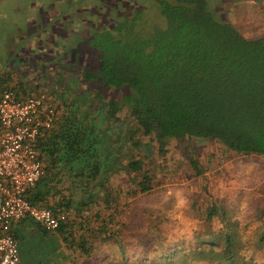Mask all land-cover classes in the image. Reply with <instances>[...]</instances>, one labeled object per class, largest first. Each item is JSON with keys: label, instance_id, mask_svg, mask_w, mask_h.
Masks as SVG:
<instances>
[{"label": "trees", "instance_id": "16d2710c", "mask_svg": "<svg viewBox=\"0 0 264 264\" xmlns=\"http://www.w3.org/2000/svg\"><path fill=\"white\" fill-rule=\"evenodd\" d=\"M106 1V8L97 9L93 17H81L78 25L68 17H61L60 23L56 18L61 13L54 14L50 21L57 23L50 29L54 46L47 52L49 57L56 56L53 65L60 68V74L51 81L49 90L64 95L72 80L76 102L52 101L56 120L41 132L36 145L45 175L26 193L32 204L46 207L54 215L65 214L56 234L68 250H77L84 257L95 251L93 242L116 241L124 247L117 234L125 226L121 207L150 191L161 178L154 174L157 168L161 171L155 159L143 162L138 137L153 146L156 157H165L172 139L217 140L230 152L264 157V35L249 38L225 16L215 19L209 0H154L163 26L146 25L139 16L144 13V5L138 0ZM33 43L22 60L28 57L32 63H26L44 74L43 67H37L39 62L35 64L41 57L36 49L38 40ZM22 68L19 66V72L27 73L28 67ZM9 72L0 74V94L13 89L10 82L14 78ZM22 76L15 82L22 95H15L25 98L31 93L26 95L27 78ZM92 99L95 106L90 109ZM61 105L70 113H58ZM95 111L99 115L94 117ZM103 123L105 132L100 129ZM116 124L120 127L117 138L108 135ZM121 141L128 151L124 159L121 145H116ZM98 157L107 162L106 171ZM63 158L83 164L87 161L80 170L69 169L75 178L85 177L81 187L74 183L60 186L62 177L54 183L45 178L47 171L53 170V162ZM190 165L195 175L203 174L192 156ZM54 170L59 173L61 169ZM117 170L125 173L126 181L122 184L120 180L113 187ZM95 177L97 182L93 183ZM206 217L227 221L226 211H218L215 204ZM23 220L28 219L19 222L24 224ZM39 232L41 236L46 234L40 228ZM260 237L263 241L264 230ZM203 238L209 239L207 250L200 248ZM236 238L234 231H225L222 248L215 250L219 240L207 234L198 237V249L193 252L200 259L208 258L209 264H253L240 257ZM166 249V261L170 255H177L176 249Z\"/></svg>", "mask_w": 264, "mask_h": 264}, {"label": "rangeland", "instance_id": "374dc122", "mask_svg": "<svg viewBox=\"0 0 264 264\" xmlns=\"http://www.w3.org/2000/svg\"><path fill=\"white\" fill-rule=\"evenodd\" d=\"M48 1L0 0V69H7L2 70L1 73L14 71L9 72L14 78L10 85L13 87L12 91L18 95H22V91L15 82L19 81L18 77L24 75L27 78V87H34L32 90L25 87L26 95L45 92L56 104L61 101L76 102L75 84L72 80L64 90V95L52 94L49 90L51 81L60 74V68L53 65L57 61L56 56L49 57L48 55L51 54L47 52L48 47L52 49L54 46L51 44L52 37L49 39V34L50 29L57 22H49L44 26L42 23L40 25L35 23L36 25L32 27L28 22L31 7L39 8V4H47ZM138 1L144 5V13L139 16L146 25H164L154 0ZM62 2L61 9L67 6L71 8V10L68 8L67 15L69 21L75 25H78L81 17H93L97 15V9L106 8L108 4L106 0H63ZM209 7L215 19L220 20L225 16L246 37L255 38L264 35V0H209ZM37 10L39 11L35 9ZM57 20L63 22L61 16ZM29 30L34 31L31 33L33 37L28 33ZM38 30L40 33L36 34ZM6 36L13 38L11 42L9 41L11 44L6 43ZM39 37L42 38L43 43L42 53L39 48ZM35 40H38L36 49L41 53L40 61L36 60L35 64L39 62L37 67L42 66L44 74L40 69L26 63V61L32 63L28 57L26 61L22 60L27 49L35 45L33 43ZM72 48L76 50L74 44ZM31 56L34 58L36 53ZM58 61L63 64L59 58ZM23 62L26 64L23 65ZM19 66L21 70L22 67H28L27 73H20ZM35 80L37 81L34 83ZM77 104L83 106L82 103L77 102ZM94 106L95 100L92 99L90 109ZM68 110L66 106L61 105L58 113L67 115L70 113ZM77 110L79 111L80 108ZM93 115L95 117L99 112L95 111ZM124 128L125 125L122 124L121 129ZM100 129L105 132L104 123L101 124ZM109 130H113L116 137L120 133L117 124ZM138 140L141 141L143 162L149 163L155 159L154 164L161 168V171L157 168L154 174L160 175L161 178L156 180L155 186L150 191L136 195L121 207L125 216L123 218L125 226H122L117 234L121 246L124 247L120 248L116 241L105 244L93 242L95 251L89 257H84L77 250H68L56 234L57 231L46 232L44 236L32 234V236L18 237L19 264H121V262L209 264L208 258L200 259L193 252L198 249V237L207 234L216 237L219 241L214 249L219 250L223 246L222 237L227 230L234 231L237 236V252L242 259L253 264H264V240L262 241L260 237L264 230V157L230 152L217 140L172 139L168 142L169 149L163 158L155 156L153 146L147 144L142 136L138 137ZM121 147L124 159L128 151L122 144ZM190 156L203 169L201 176L195 175L192 170ZM114 173L113 187L116 183H120V180L122 184L126 181L125 173L119 170ZM62 185L64 183L60 186ZM181 199L187 201L186 206H178ZM212 204L216 205L218 211H221V208L226 211L227 221H223L221 217L212 219L206 217ZM78 235L80 230L76 233V236ZM167 247L177 251V255H170L168 261L164 256L169 255ZM208 247L209 239L203 238V245L200 248L207 250Z\"/></svg>", "mask_w": 264, "mask_h": 264}, {"label": "built area", "instance_id": "2783aa9c", "mask_svg": "<svg viewBox=\"0 0 264 264\" xmlns=\"http://www.w3.org/2000/svg\"><path fill=\"white\" fill-rule=\"evenodd\" d=\"M56 117V106L45 92L25 98L12 90L0 94V264L20 262L19 241L12 233L15 223L29 219L43 231L54 232L65 220V214L54 215L26 198L45 175L38 137Z\"/></svg>", "mask_w": 264, "mask_h": 264}, {"label": "crops", "instance_id": "0c3cea01", "mask_svg": "<svg viewBox=\"0 0 264 264\" xmlns=\"http://www.w3.org/2000/svg\"><path fill=\"white\" fill-rule=\"evenodd\" d=\"M63 0H56V3H51V1H48L47 4H43V5H40L39 4V8H36L35 6V9H39V11H35V9H33L34 7H31V14L30 16H28L29 20L28 22H30V27H32V25H36V24H41L44 26L45 24L49 23L52 18L58 14V13H61V17H68L67 13H69V10H68V7L66 8H62V2ZM62 3V4H61ZM70 8V7H69ZM61 9V10H60ZM55 14V15H54ZM58 18V17H57ZM56 18V19H57ZM33 23V24H32ZM36 23V24H35ZM39 28H41V26H39ZM6 32V31H5ZM30 35L31 33H34L33 30H29L28 32ZM39 34V33H38ZM33 37V35H31ZM6 39H7V42L6 43H9L11 44V40L13 39L12 37H8L6 36ZM10 41V42H9ZM7 46V44H6ZM9 49V47H8ZM5 68V67H4ZM2 70H7V69H0V74H1V71ZM28 88V87H27ZM108 133V132H107ZM114 135V132L113 130H110V132L108 133V135ZM115 136V135H114ZM118 137V135H117ZM115 137V138H117ZM104 141L105 138H104ZM120 145L122 144L121 142H118ZM60 156V155H59ZM100 157H98L96 160H99L100 161ZM86 163L87 161L83 164L80 163L79 161L77 160H73V161H70V160H67L65 158L61 159V160H58L56 159V161L53 162L52 164V168L53 170L51 172H48L46 173V177L45 178H51L52 179V182L51 183H54V181L57 179V178H60L62 177L63 181L60 183V184H79L80 187H81V180H85L84 178L85 177H81V178H75L73 175H70L71 172H69V169L70 168H73V169H78L80 170L81 167H85L86 166ZM101 163V167L103 169H105L104 171H106V167H107V162L106 161H103L101 160L100 161ZM111 164V163H110ZM61 169L59 173H56L57 171L54 170V169ZM101 178H99L100 180ZM92 181V180H91ZM93 183H96L97 182V177L94 178V181H92ZM73 191V190H72ZM66 193H71L70 192V189L66 190ZM74 193V191H73ZM75 195H77V192L74 193ZM78 196V195H77ZM76 197V196H75ZM24 221V220H23ZM36 226V228L34 227ZM39 226L35 223H31V221L28 219L27 221H24V224L23 222H17L13 225L12 227V232L18 234V237H25V236H32L33 235H38L40 232H39ZM41 229V228H40ZM46 232V231H45ZM56 232V231H54ZM19 248H20V245H19Z\"/></svg>", "mask_w": 264, "mask_h": 264}, {"label": "clouds", "instance_id": "9594fccd", "mask_svg": "<svg viewBox=\"0 0 264 264\" xmlns=\"http://www.w3.org/2000/svg\"><path fill=\"white\" fill-rule=\"evenodd\" d=\"M186 204H187V201L186 200H184V199H181L180 201H179V207H184V206H186Z\"/></svg>", "mask_w": 264, "mask_h": 264}]
</instances>
